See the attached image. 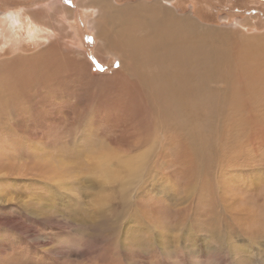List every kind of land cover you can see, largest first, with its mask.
<instances>
[{"label": "rangeland", "instance_id": "rangeland-1", "mask_svg": "<svg viewBox=\"0 0 264 264\" xmlns=\"http://www.w3.org/2000/svg\"><path fill=\"white\" fill-rule=\"evenodd\" d=\"M108 1L156 4L218 48L202 64L221 109L176 118L158 66L104 38L100 0H0V264H264V20L216 8L264 0Z\"/></svg>", "mask_w": 264, "mask_h": 264}, {"label": "bare ground", "instance_id": "bare-ground-1", "mask_svg": "<svg viewBox=\"0 0 264 264\" xmlns=\"http://www.w3.org/2000/svg\"><path fill=\"white\" fill-rule=\"evenodd\" d=\"M156 6H157L156 4H135V5L130 4L121 7H116L108 0H100V4L98 7L99 15H100L99 21L102 23L104 27L105 26L107 27V34L104 36V38H112V39L116 38L120 41L119 44L121 46L120 49L121 53L120 54L118 53L117 57L120 58L121 61H122V56L125 55V52L129 51L133 53V49L131 47V45L133 44L141 50L142 55L148 60L149 65H152V67H154L155 66L154 63H155L158 66V70L156 69L157 68L156 66L153 69V72L156 75V77H154V82L155 81L156 82L151 87L156 88L155 91L157 89H160L161 90L160 94H162V96L163 95L167 96V98L171 97L174 103L179 102L180 106L174 107L176 112L178 113L176 115V118L180 114H184V111H190V112L198 111L200 113H203L205 111L211 113L220 111L221 105L218 104L216 101H213L214 98H218V96L215 95L216 93H212L214 89H212L209 85H206L205 84L206 82H204L206 78H209L211 75H213L214 78L213 70L209 68L206 69V67H204V65L202 64L205 61L213 68L215 67L217 68L218 64H213V62H215V59H217L214 58L215 54H217V52L219 53L220 50L214 47L213 45H211V47L210 46L205 47V45L202 47L200 36L198 37L197 34L198 31L194 29L193 25L186 23L185 22L186 20L184 21V18L180 19V18H175L173 16H169L166 12H163L162 9L161 11L159 10V8H161L160 6L158 8ZM96 9L97 8H95V10ZM148 16L151 17L149 23L150 25H152L150 32L147 31L146 33H144L138 39L137 42H133V41L127 42L126 39L128 37H126L125 39L124 36H121L120 39L118 38V31L120 27L119 24L128 25V24H133V21L135 20H137V22L141 19L149 20ZM16 21L24 22L25 17L20 16V18L18 17ZM31 22H29V20L27 21L30 29H33L35 26V22H33V19H31ZM114 25L115 28L113 27ZM199 25L197 24V26ZM18 27H20V25H18ZM141 28L143 27L141 26ZM191 34H194V37L197 38L195 40L193 38L195 43H191V41H189L188 39V36H190ZM199 34H201V32ZM122 43L124 45H122ZM142 55L138 53L139 57H141ZM124 63H128L131 66L132 70H134L137 66V64H135L136 62H132V61H125ZM131 63H134V65H132ZM116 75H120V74H116ZM190 100L197 101L196 103L197 106L195 108L187 107L188 105H191ZM217 106H219V108H217ZM214 107H216V109H214ZM207 118L208 116L204 118L205 123ZM182 121L183 120H181V123H183ZM175 122L176 121H174V123ZM184 122L186 123V121ZM187 122L189 125L196 127V130H194L196 133L198 132V130L203 129V125L201 123L202 120L198 122H193L189 118L187 119ZM178 123L177 124L180 127L181 125L180 121H178ZM205 133L207 134V132ZM202 142L203 141H201V143Z\"/></svg>", "mask_w": 264, "mask_h": 264}, {"label": "trees", "instance_id": "trees-1", "mask_svg": "<svg viewBox=\"0 0 264 264\" xmlns=\"http://www.w3.org/2000/svg\"><path fill=\"white\" fill-rule=\"evenodd\" d=\"M247 7H249V6H247ZM216 8L218 9V10H225V11H227V13H229V11H232V12H234L236 15H245V14H248V13H252V12H255V13H258L259 14V21H262V20H264V6H263V4H261V5H259V6H250L249 8L250 9H248V8H240V9H234L235 7H231V6H229V7H225V9H223V8H221V7H218V6H216ZM231 9H234V10H231ZM214 10H216L215 8H214ZM196 14L199 16V14L196 12ZM210 14H211V16L212 17H214L215 16V13L213 12V11H211L210 12ZM234 16V15H233ZM201 18V17H200ZM205 19H207V20H211L209 17H205Z\"/></svg>", "mask_w": 264, "mask_h": 264}, {"label": "crops", "instance_id": "crops-1", "mask_svg": "<svg viewBox=\"0 0 264 264\" xmlns=\"http://www.w3.org/2000/svg\"><path fill=\"white\" fill-rule=\"evenodd\" d=\"M118 36H119V34H118ZM119 37H120V36H119ZM58 46H59V45H58ZM3 47H4V46H3ZM49 47H51V46H46V48H45L46 51H45V49H43V51H42V52H45V53H44V59H43V60H44V65H50L49 62H48L50 59H47V58L49 57V55H48V53H47ZM109 57H110V56H109ZM109 57H106L107 60L105 61V63L108 61ZM111 57H113V56H111ZM47 60H48V61H47ZM118 61H119V60H118ZM8 62H9V64H10V63L12 62V60H11V61H7V62H5V61L2 60V62H0V74H2V72L8 71L7 68H6ZM44 65H43V66H44Z\"/></svg>", "mask_w": 264, "mask_h": 264}]
</instances>
